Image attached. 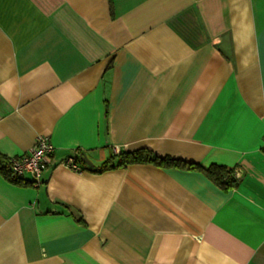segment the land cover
<instances>
[{
	"label": "crops",
	"instance_id": "1",
	"mask_svg": "<svg viewBox=\"0 0 264 264\" xmlns=\"http://www.w3.org/2000/svg\"><path fill=\"white\" fill-rule=\"evenodd\" d=\"M38 135L42 182L0 175V264H264V0H0V154ZM140 148L241 176L89 169Z\"/></svg>",
	"mask_w": 264,
	"mask_h": 264
},
{
	"label": "trees",
	"instance_id": "2",
	"mask_svg": "<svg viewBox=\"0 0 264 264\" xmlns=\"http://www.w3.org/2000/svg\"><path fill=\"white\" fill-rule=\"evenodd\" d=\"M132 163H151L159 167H177L188 170H198L203 172L217 186L225 190L234 188L238 184V179L235 178L233 169H228L224 165L211 164L207 167H203L198 162H191L170 155L159 156L148 148H140L114 154L112 157L102 162L98 167H91L89 169L102 171ZM0 175L8 178L12 182H21L20 178H14L11 174L9 157L2 154H0Z\"/></svg>",
	"mask_w": 264,
	"mask_h": 264
},
{
	"label": "built area",
	"instance_id": "3",
	"mask_svg": "<svg viewBox=\"0 0 264 264\" xmlns=\"http://www.w3.org/2000/svg\"><path fill=\"white\" fill-rule=\"evenodd\" d=\"M264 143V140H262ZM54 146L46 135H38L34 145L28 153L19 156L9 157V167L14 178H20L24 174H29L35 184L42 182L43 172L46 170L51 155L53 154ZM79 157L77 154L68 156L63 164L74 171H82L85 168L78 164ZM235 178L239 180L241 170L233 169Z\"/></svg>",
	"mask_w": 264,
	"mask_h": 264
},
{
	"label": "water",
	"instance_id": "4",
	"mask_svg": "<svg viewBox=\"0 0 264 264\" xmlns=\"http://www.w3.org/2000/svg\"><path fill=\"white\" fill-rule=\"evenodd\" d=\"M80 157H81L82 161L85 162L87 165L93 166V164L91 163V161L87 158V156L85 154H82Z\"/></svg>",
	"mask_w": 264,
	"mask_h": 264
}]
</instances>
